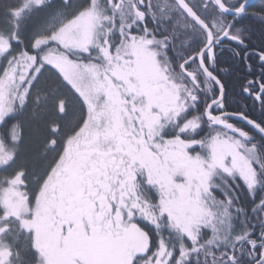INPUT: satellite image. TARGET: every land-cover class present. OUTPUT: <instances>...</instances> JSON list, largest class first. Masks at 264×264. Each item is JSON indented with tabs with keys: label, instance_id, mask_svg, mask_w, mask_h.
Segmentation results:
<instances>
[{
	"label": "flooded vegetation",
	"instance_id": "obj_1",
	"mask_svg": "<svg viewBox=\"0 0 264 264\" xmlns=\"http://www.w3.org/2000/svg\"><path fill=\"white\" fill-rule=\"evenodd\" d=\"M98 1L103 11L106 8L112 11L110 16L104 14V21L101 22L110 25L115 23L119 26L112 27L110 34L101 45L91 44L83 48L102 54L101 60H97L96 57L93 62L91 61L92 63H88L90 65H87L85 58L67 60V62L79 63V66H74L73 79L68 80L66 73L62 71L64 67L51 68L52 75L60 85L59 89L53 90L49 95V99L56 101L57 115L60 118L67 117L71 112L69 106L75 102L80 109V116L67 130L61 131L58 121L53 123L52 132L55 138L48 145V149L57 150L58 155L48 176L44 179L42 174L34 178L33 186L29 184L24 165L15 164V156H18V152L11 144L12 133H7L6 138L3 139L1 130L6 125L9 126L10 118L7 117L9 112H4V108L0 107L2 115L0 117V218L13 209L8 213V218L13 221L8 223L7 231L1 230L4 222L0 221V264H42L39 256L45 252L50 257L47 264H52L49 228L62 230L70 224L80 223L86 227L94 225V229H98L105 220L106 224L101 230L114 236L111 238L122 240V238L134 237L133 230L129 231V229L132 225L138 227L139 218L141 220L146 218V214L141 211L146 205V191L141 174L142 161L139 159H142L144 154L154 151L149 145L155 140L154 129L158 124H154L150 116L147 118L143 114L144 106H141L143 95L131 81L130 76L125 73L124 65L129 61L137 60L142 65L148 64L150 68L144 66L147 74L154 67L151 60L154 59L158 63L167 101L169 100V83L166 81L168 76L171 77V87L181 86V90H185L186 96L192 101L191 104L196 106L205 89L212 94L209 103L205 100L206 107L220 96L218 84L210 79L211 82H207L206 79V83L200 81L201 74L205 75L201 71L198 55H191L185 60L177 57V61L175 57L165 58L166 40L172 44L174 40L168 31L166 33L169 36L164 35L165 27L160 19L161 16L170 13V10L176 12L180 10L174 0H103L107 1V4ZM171 1L178 9L172 7ZM186 1L201 18H203L202 14L210 9L209 2L214 4L213 0ZM223 1L228 8L239 10L247 0ZM165 4L170 6L164 7ZM262 5L264 6V0L252 4L240 16H229L226 21H260L261 17L256 10ZM173 23L171 22V25L175 27ZM194 25L196 24L193 21L189 24L192 29L189 40L193 43L196 40ZM197 26L201 28L200 25ZM153 30L157 31L155 40L160 41L163 47L159 48V42H156L155 48L154 46L149 48L148 40L153 38ZM199 33L201 35V32ZM100 35L101 33L98 36ZM91 39L96 40L97 37L92 34ZM218 40L216 39L214 48ZM128 45L130 48L127 47ZM139 50L147 52L143 60H140ZM105 51L116 56L109 63L105 62L103 54ZM231 52H222V54L228 55ZM236 52L237 59L240 62L243 60L247 72L251 75L245 78L242 92L241 100L244 102L245 113L239 115L264 130V48L257 47V49ZM155 54L158 56L156 59ZM218 54L214 53L211 57L210 52L204 53V64L209 71H212L214 58ZM125 55L123 62H120ZM127 57L128 61H126ZM36 72H33V83L30 87L33 88V100L37 109L36 91L41 78L34 79ZM217 78L223 84L226 97L225 83L220 77ZM61 91L65 93L60 94ZM25 101L24 105L29 102ZM255 107V113L249 111ZM225 113L229 112L225 110L223 101L210 111L213 116H222ZM222 120L246 134L249 140L242 144L247 149L252 147L264 149V139L246 124L236 119ZM17 130L20 141L23 133L21 128ZM14 179H17L15 186L17 189L13 198H16L17 202L9 204L10 200L5 198V202L9 205L3 204V188ZM249 192L254 197L255 206L260 212H264V179L259 185L257 181L254 184L250 182ZM259 197L261 200L257 206ZM3 210L4 214L1 213ZM91 213H95V216ZM245 239H250V249L255 252V264H264V225H260ZM231 261L236 259L232 257Z\"/></svg>",
	"mask_w": 264,
	"mask_h": 264
},
{
	"label": "rangeland",
	"instance_id": "obj_2",
	"mask_svg": "<svg viewBox=\"0 0 264 264\" xmlns=\"http://www.w3.org/2000/svg\"><path fill=\"white\" fill-rule=\"evenodd\" d=\"M41 2L43 1H27L25 6L16 12L15 15L20 20L29 11H32L37 6L39 7ZM87 2H89V5H86ZM63 3L62 6H58V11L48 17L42 24L43 26L38 28L28 49H26L22 38L17 35V28L20 27L19 22L15 23V33L9 36H0V107L4 108V112H9L8 118L15 115L18 105H24L25 100L28 99L26 91H29L33 83L32 70L33 72L37 71L34 73V79H37L47 73V69L64 67L62 71L66 73L65 76L68 80L73 79L74 66H79V63L74 61L67 62V60L77 57L74 53L77 50L74 48L81 50L91 44L101 45L111 32L112 27L106 22H99V19L103 18L105 14L102 6L99 5V1L64 0ZM100 33L101 35L98 36ZM92 34H94L95 38L97 37L96 40H90ZM43 46H46V48L43 52H39V48ZM127 47L130 48V45ZM138 53L140 60L147 56V52L139 50ZM103 54L105 55L106 63L111 62L116 57L115 54L108 51L103 52ZM125 57L126 55L120 62H123ZM128 60L127 57L126 61ZM151 61L154 63L152 71L151 69L149 71V74L152 73V75L150 74L151 76L144 69V66L149 67L148 64L142 65L135 60L129 61L128 64L124 65L126 67L125 73L130 76L131 81L135 83L138 91L143 95L141 97V106H144V116L147 118L150 116L151 121H153L156 114L161 116L159 124L154 129L153 138L155 140L149 145V148H152L156 153L150 151L144 154L142 159H139L142 161V178L145 181V185L153 191V196H155L157 202L155 206L154 204L152 205L150 211L147 209L149 208L147 205L146 213L149 212L146 217L147 221L158 225L160 223L161 228L168 227L170 233H180L182 236L189 233L195 236L198 233L196 229H198L199 225L204 224L205 232H209L208 230L211 227V231L216 236L219 231H226V226L231 223L232 216L224 219L222 215L219 216L215 211L213 213L209 203L216 202V192H220L221 188L219 185L223 186L226 178L233 181L236 180L235 176L239 175L243 178L245 177L246 179H244L247 181L249 179L247 176H249L251 184L256 183V176L253 170H251V173L249 170L252 162H257L260 152L253 147L247 149L236 137L232 138L226 134L214 132L216 139L212 145L213 140L205 144L207 152L206 156L202 157L200 154L192 153L190 151L192 148L187 147V145H193L192 147L200 146L198 143L190 142L189 139L184 140L183 143L180 138L165 137L164 134L170 135L174 129L176 130L177 127L174 125V121L177 118V114L185 112L187 105H190L192 101L186 96V91L181 90V86L179 88L171 87L170 76L166 80L169 83V100L167 101L163 89V76L159 73L157 67L158 63L154 59ZM36 100L38 107L42 100L39 98H36ZM203 111L204 109H202L199 119L188 121L185 118L187 121L181 125L180 133L187 134L199 128V126H205L207 122ZM0 117H2L1 113ZM12 133V144L16 146L19 141L17 128ZM246 149L249 151L247 152ZM254 155H256V158ZM16 185L17 179H14L10 184L4 186L3 204L9 205L17 202V199L13 198V196H16ZM5 198L10 200L9 204L5 202ZM12 210L10 209L0 218V221L4 222L2 231H7L8 223L13 221V219L8 218V213H11ZM1 213L4 214V210ZM91 214L95 216V213ZM104 224H106L105 220L98 229H94L95 226L93 225L80 231L79 233H83V241L86 236L91 238L93 235L99 234L93 240L96 244L94 246L99 247L103 238L107 240L109 237H114L101 230L105 226ZM218 224L226 226H219ZM140 228L132 225L129 231L133 230L138 235L122 238V240L117 238L119 240L115 241V243L120 242V246H123L127 254L137 255L140 250L139 243L143 241V238H148L145 230ZM67 230L70 231V226L67 227ZM54 234L56 233H51L49 228L51 262L52 264H67V262L69 263L66 255L67 251L62 253L61 244L59 242L56 245ZM56 235L60 237L58 233ZM75 237L78 240L80 234H76ZM71 239H68L66 245L69 243L71 246L73 244L79 247L81 242L78 244L75 240L70 242ZM164 244L170 247L169 241L166 240ZM99 249L101 250L100 247ZM77 253L71 257L75 264L94 263L87 256L84 257L83 250H79ZM168 253L171 256L174 255L172 250L168 251ZM39 260H41L42 264H47L50 257L45 252L39 256ZM112 260L109 254L107 256L106 254H101L98 262L94 264H115V261L113 260V262ZM166 261L170 262L171 258H167Z\"/></svg>",
	"mask_w": 264,
	"mask_h": 264
},
{
	"label": "trees",
	"instance_id": "obj_3",
	"mask_svg": "<svg viewBox=\"0 0 264 264\" xmlns=\"http://www.w3.org/2000/svg\"><path fill=\"white\" fill-rule=\"evenodd\" d=\"M27 1L33 0H0V36H9L15 33V23L19 22L20 27L17 28V35L22 38L26 49L31 45L33 35L38 31V28L43 26L42 24L48 17L54 15V13L58 11V6H62L64 0H42L43 2H41L39 7L37 6L32 11H29L25 17H21L19 20L15 14L25 6ZM101 1L102 4H107V1ZM89 2H87L86 5H89ZM171 5L173 8H177L172 1ZM169 6L170 5H164V7ZM209 7L210 9L202 14V19L213 30L214 37L219 39L214 48V53L219 54L214 58V67H212V71H214L213 73L217 77H220L225 83L227 91L226 97L223 100L225 110L229 113H245L243 110L244 102L241 100L243 98L242 92L246 82L245 78L251 75L247 72L248 70L243 60L240 62V60L237 59L236 51L252 50L257 49V47L260 49L264 48V6L262 5L256 10L261 20L251 22L248 20L227 22L226 20L229 18L225 17L217 10L213 3L209 2ZM104 11L105 14L109 16L112 13V11L107 10V8ZM160 20L165 27L164 35L169 36L168 33H166V31H168L174 40L173 44L166 40L165 58L175 57V61H177V57L185 60L191 55L199 54L207 41L204 30L197 25L193 26L196 39L193 43L189 40V35L192 34V29L189 27L191 20L185 17L180 10L177 12L176 10H170V13L161 16ZM170 20L174 22L173 24L176 25L175 27H172L171 22H169ZM99 21L101 22L104 20L102 18L99 19ZM153 22H155V20ZM108 25L110 27L119 26L115 23ZM153 31V38L148 40L149 48H152L156 42H159V48L163 47L160 41L155 40V38H157V31ZM199 32H201V35ZM222 34H224V37L227 35L226 38L222 37ZM153 40L155 41L153 42ZM50 42L55 43L53 41ZM45 48L46 46L39 48V52H43ZM222 52L231 53L223 55ZM74 53L77 56L76 58H85L87 62L92 61L96 57H98L97 60H101V54L91 50L87 51L81 49ZM154 57L155 59L158 58L157 55ZM51 71V68L47 69V73L41 77L39 85L37 86L36 97L42 100L40 106L36 109L33 100V88L30 87L29 90L31 89V91H29L27 97V101L29 102L24 106H19L16 109L17 113L10 117L8 122L9 126L7 127L6 125L1 130L3 139H5L7 133H12L16 128H21L23 136L15 146V150L18 152V154L16 152L18 156H15V164L20 166L24 165L27 171L29 184L32 186L34 184V178L40 177L42 174L44 175V179L48 176L47 174L51 171L54 165L53 163L58 155L56 153L57 150L51 151L48 149V145H50V142L55 138L52 132L53 123L58 121L61 126V131L67 130L80 116V109L75 102L69 106L71 112L67 117L60 118L57 115L56 101L52 98L49 99V95L53 90L59 89L60 85ZM205 79V76L201 74L200 81L206 83ZM206 81L209 82L207 79ZM64 93V91L60 92V94ZM211 95V92L205 89L200 100H198L199 104L197 106L190 103V105H187L185 112L177 114V118L174 121V125L177 127L176 130L174 129L170 135L164 134L165 137L180 138L182 142L189 139L190 142L198 143L200 145L198 147L189 145V147L192 148L190 151L192 153L201 154L202 157L206 156L205 144L207 142L210 143L212 140L215 141L216 139L215 130L209 128L206 123L205 126H199V128L187 134L180 133L179 129L182 127L181 125H183V122L187 121L185 118H187L188 121L191 119L196 120V118L199 119L201 111L206 105L205 100L209 103L211 101ZM255 110L256 107L251 108L249 111L255 113ZM259 149L260 151L262 150L263 165H261L262 156L258 155L255 166L257 185L262 184L264 179L262 178L264 177V149ZM224 182L223 186L219 185L221 188V190L219 189L220 192H216V202H211L209 205L213 213L215 211L219 216L222 215L224 219H228L232 216V221L228 226L218 224L219 226H226L227 232L219 231L216 236L213 234V231H211V227L208 230L209 232H205L206 229H204L205 226L203 224L199 225L197 229L198 233H196L195 236H192L190 233L184 236L180 233L173 234L169 232L168 227H164V236L162 237L160 223L158 225L149 223L148 221L147 223L138 222L139 226L148 234V238H143L144 242L142 241L139 243L140 250L138 254L132 256L127 254L123 246H120V242L115 243V241L119 240L117 238H108L107 240L103 238V241H100V246L97 245L101 250L99 247L94 246L96 245L93 242L96 238L95 236V238L86 236L83 241V233L79 232L85 229V226L80 223H78V225L70 224V231L67 230V228H63L62 230L51 228V233H58L60 235V237H58V235L54 234L55 243L57 245L60 242L62 253L67 251L66 255L69 259V263L67 262V264H75L71 257L78 254L77 251L79 250H83L84 257L87 256L90 258L92 263H97L101 254H106V256L109 254L115 261V264H237V262L239 264H255V252L250 249V239H245V237L257 230L260 225H264V212H260L259 208L255 206L256 204L253 202L254 197L251 196L249 186L246 187L245 182L240 179L232 181L228 178H226ZM260 200L261 197L257 199V206ZM146 202L149 206V211L152 205L154 204L155 206L157 203L155 196L149 197L148 194L146 195ZM157 228H159V230H157ZM76 234H80L78 240H76ZM251 238L253 239V237ZM68 239H71V241L69 240L70 242L75 240L77 244L80 242L81 244L79 247L73 244L71 246L69 243L66 245ZM166 240L169 241L170 247L164 244ZM105 243L108 244L105 245ZM170 250L174 252L173 256L169 255L168 251ZM232 257H234L236 261H231ZM167 258H171V261L167 262Z\"/></svg>",
	"mask_w": 264,
	"mask_h": 264
},
{
	"label": "water",
	"instance_id": "obj_4",
	"mask_svg": "<svg viewBox=\"0 0 264 264\" xmlns=\"http://www.w3.org/2000/svg\"><path fill=\"white\" fill-rule=\"evenodd\" d=\"M177 4V6L182 10V12L188 16V18L192 19L193 21H195L196 23H198L202 28L205 29L206 33H207V44L206 46L202 49V51L199 53V55L197 56L198 61L200 62V68L201 71L204 72V74L207 76V78H209L210 80L214 81L216 84H218L219 88H220V96L216 99L213 100L211 102V104L208 105V107L205 110V114H206V119L207 121L212 124V126L216 127V128H221V129H226L228 131L229 134L232 135H236L238 137H240L241 139H243L244 141L249 140V138L246 136L245 133H243L241 130L236 129L232 124H227L226 121H223V118H229V119H236L238 121H240L241 123L246 124L248 127H250L254 133H257L261 138L264 139V130L258 126L256 123L252 122L251 120L239 115V114H230V113H225L222 116H213L210 114V111L212 110V108L216 105H219L222 103V100L224 99L225 96V92H224V87L222 82H220L217 77L211 72L209 71L205 64H204V60H203V55L205 52L210 51V56H213L214 53V49L212 47L215 39L213 36V32L211 30V28H209L203 21L201 18L198 17V15L195 14V12L193 11L192 8L189 7V5L184 1V0H174ZM260 0H248L246 1L244 4H242V7L239 8V10H231L230 8L228 9L227 6H225L223 4L222 0H214V3L217 7H219L220 11L226 15V16H237L240 15L242 13H244L252 4L257 3ZM191 76V75H189ZM161 119V116L156 115V117L154 118V124L159 123Z\"/></svg>",
	"mask_w": 264,
	"mask_h": 264
},
{
	"label": "bare ground",
	"instance_id": "obj_5",
	"mask_svg": "<svg viewBox=\"0 0 264 264\" xmlns=\"http://www.w3.org/2000/svg\"><path fill=\"white\" fill-rule=\"evenodd\" d=\"M248 1V0H247ZM242 6V5H241ZM20 103V102H19Z\"/></svg>",
	"mask_w": 264,
	"mask_h": 264
}]
</instances>
